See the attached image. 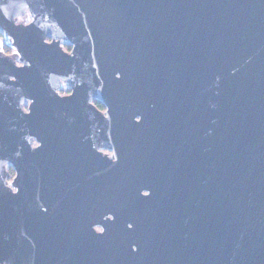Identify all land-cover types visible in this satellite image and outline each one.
I'll use <instances>...</instances> for the list:
<instances>
[{
	"label": "water",
	"instance_id": "95a60500",
	"mask_svg": "<svg viewBox=\"0 0 264 264\" xmlns=\"http://www.w3.org/2000/svg\"><path fill=\"white\" fill-rule=\"evenodd\" d=\"M0 37V264H264V0H0Z\"/></svg>",
	"mask_w": 264,
	"mask_h": 264
},
{
	"label": "flooded vegetation",
	"instance_id": "af4514ba",
	"mask_svg": "<svg viewBox=\"0 0 264 264\" xmlns=\"http://www.w3.org/2000/svg\"><path fill=\"white\" fill-rule=\"evenodd\" d=\"M2 38V37H1ZM2 40L4 41V42H7L6 40H4L3 38H2ZM8 43V42H7ZM64 50L65 51H67L68 53H71L72 51V47L70 46V47H64ZM60 94L61 95H63V96H66V95H71V91L69 90V88L67 87V86H63L62 87V90H61V92H60ZM94 106H96L97 107V109L101 112V113H103V114H105L106 113V107L102 104V103H99L98 101H94ZM108 152V151H107ZM107 152H105V153H107ZM111 154V153H110ZM98 232H102V230L101 229H98L97 230Z\"/></svg>",
	"mask_w": 264,
	"mask_h": 264
},
{
	"label": "trees",
	"instance_id": "16d2710c",
	"mask_svg": "<svg viewBox=\"0 0 264 264\" xmlns=\"http://www.w3.org/2000/svg\"><path fill=\"white\" fill-rule=\"evenodd\" d=\"M0 44H1L0 50L2 51L3 54H5V55L6 54L7 55H13L14 54V51L10 48L9 43L4 42L1 37H0ZM9 172L14 174L12 169H9Z\"/></svg>",
	"mask_w": 264,
	"mask_h": 264
},
{
	"label": "rangeland",
	"instance_id": "374dc122",
	"mask_svg": "<svg viewBox=\"0 0 264 264\" xmlns=\"http://www.w3.org/2000/svg\"><path fill=\"white\" fill-rule=\"evenodd\" d=\"M11 173V172H10ZM13 176H14V174L13 173H11Z\"/></svg>",
	"mask_w": 264,
	"mask_h": 264
},
{
	"label": "snow or ice",
	"instance_id": "6c2138e0",
	"mask_svg": "<svg viewBox=\"0 0 264 264\" xmlns=\"http://www.w3.org/2000/svg\"><path fill=\"white\" fill-rule=\"evenodd\" d=\"M129 227H132V225H129Z\"/></svg>",
	"mask_w": 264,
	"mask_h": 264
}]
</instances>
